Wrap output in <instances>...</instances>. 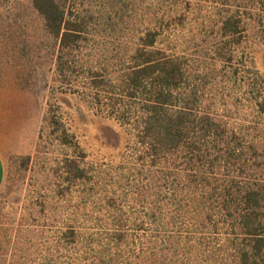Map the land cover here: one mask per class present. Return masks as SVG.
<instances>
[{
	"label": "rangeland",
	"instance_id": "obj_1",
	"mask_svg": "<svg viewBox=\"0 0 264 264\" xmlns=\"http://www.w3.org/2000/svg\"><path fill=\"white\" fill-rule=\"evenodd\" d=\"M66 4L84 17L94 47L87 50L97 63L101 59L118 63L114 60L131 53L146 29L189 59L205 89L216 95L219 115L247 141L262 144L260 152L249 150L242 177L264 182V12L257 0H66ZM231 9L241 12L243 32L233 47L234 57L223 61L218 24ZM56 48L31 0H0V108L9 104L11 123L0 186V264H86L97 260L96 252L103 264H225L227 258L212 255L213 245H133V171L123 157L129 134L113 117L75 95L64 94L61 108L85 150V163L102 168L93 185L115 192L123 213L132 219L124 242L104 240L102 231L99 235V228L85 220L90 214L111 215L115 210L93 208L91 197L79 199L82 191L55 195L53 170L60 147L38 146L37 134L47 84L56 76ZM257 155L259 164L251 171ZM232 174L236 178V172ZM74 215L79 217L74 225L82 242L73 245L66 235ZM88 237L103 244L91 245Z\"/></svg>",
	"mask_w": 264,
	"mask_h": 264
},
{
	"label": "trees",
	"instance_id": "obj_2",
	"mask_svg": "<svg viewBox=\"0 0 264 264\" xmlns=\"http://www.w3.org/2000/svg\"><path fill=\"white\" fill-rule=\"evenodd\" d=\"M31 3L57 43L56 76L47 84L37 134L38 146L60 147L53 170L55 195L82 191L79 199L91 197L93 208L115 210L85 220L99 228V235L102 231L104 240L124 242L132 219L115 192L93 185L102 168L85 163V150L62 111L64 94L75 95L129 134L123 157L133 171V245H213L212 255L227 258L225 264H264V182L242 177L249 150L259 151L262 144L247 141L219 115L216 95L205 89L189 59L146 29L131 53L114 60L118 63H97L87 50L94 47L85 19L66 0ZM257 3L264 12V0ZM242 23L240 11L221 16V60L234 57ZM258 164L257 155L251 171ZM78 220L74 215L66 235L73 245L82 242L74 225ZM88 241L103 244L97 238ZM94 258L86 264H103L98 252Z\"/></svg>",
	"mask_w": 264,
	"mask_h": 264
},
{
	"label": "crops",
	"instance_id": "obj_3",
	"mask_svg": "<svg viewBox=\"0 0 264 264\" xmlns=\"http://www.w3.org/2000/svg\"><path fill=\"white\" fill-rule=\"evenodd\" d=\"M0 108V186L3 182L5 176V164H4V144H8L9 131H10V116H9V104L5 105V110L3 106Z\"/></svg>",
	"mask_w": 264,
	"mask_h": 264
}]
</instances>
